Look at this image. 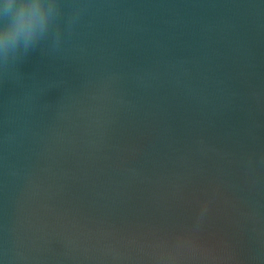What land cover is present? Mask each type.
<instances>
[{
  "label": "water",
  "instance_id": "1",
  "mask_svg": "<svg viewBox=\"0 0 264 264\" xmlns=\"http://www.w3.org/2000/svg\"><path fill=\"white\" fill-rule=\"evenodd\" d=\"M0 264H264V0H0Z\"/></svg>",
  "mask_w": 264,
  "mask_h": 264
},
{
  "label": "clouds",
  "instance_id": "2",
  "mask_svg": "<svg viewBox=\"0 0 264 264\" xmlns=\"http://www.w3.org/2000/svg\"><path fill=\"white\" fill-rule=\"evenodd\" d=\"M13 12L12 4L5 5L4 19ZM42 23L35 6L31 8L27 5L21 4L14 12V20L12 27L6 29L4 33V43L7 44L10 40H16L21 36L31 38L37 26Z\"/></svg>",
  "mask_w": 264,
  "mask_h": 264
}]
</instances>
